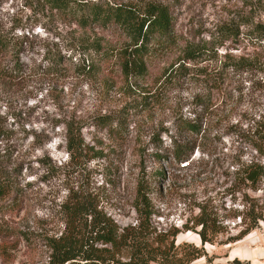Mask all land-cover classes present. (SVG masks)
<instances>
[{
	"label": "rangeland",
	"instance_id": "1",
	"mask_svg": "<svg viewBox=\"0 0 264 264\" xmlns=\"http://www.w3.org/2000/svg\"><path fill=\"white\" fill-rule=\"evenodd\" d=\"M110 1L158 4L174 17L176 44L155 48L143 74L123 76L119 52L128 40L117 30L81 28L35 0H0V31L10 49L22 41L27 46L18 56L5 51L0 62L12 66L18 58L28 65L26 79H0V123L7 130L0 142V184L9 177L0 194V243L7 242L12 257L4 263L0 255V264H47V239L63 229L59 204L71 189L91 197L121 227L136 224V207L149 201L152 230H179L175 243L201 245L185 225L193 224L205 204L227 233L214 244L205 243L207 258L190 264L207 259L228 264L234 258L264 264V224L225 242L240 230L238 220L227 219L230 208H240L239 194L235 203L226 196L227 174L240 157L254 154L241 132L264 103V0ZM232 18H240L239 39L226 40L217 60L198 64L208 65L214 82L205 84L193 71L196 64L173 70L183 45L208 40ZM94 40L112 47L115 55L96 63L99 71L87 73L81 67V44ZM50 49L64 55L57 76L34 67ZM225 52L236 65L224 70ZM196 95H206L207 105ZM103 115L112 117V127L97 123ZM68 117L81 125L84 142L73 158L67 155L62 126ZM190 119L200 122V133L181 128ZM176 144L193 147V155L177 162Z\"/></svg>",
	"mask_w": 264,
	"mask_h": 264
},
{
	"label": "trees",
	"instance_id": "2",
	"mask_svg": "<svg viewBox=\"0 0 264 264\" xmlns=\"http://www.w3.org/2000/svg\"><path fill=\"white\" fill-rule=\"evenodd\" d=\"M41 8L55 11L73 20L81 28L91 27L100 30H117L128 41L121 48L120 69L123 76L131 72L143 74L145 59L157 48H168L176 44L174 36V17L167 7L158 4H147L139 7L134 3H116L110 0H35ZM240 18H232L221 24L209 35L208 40L187 42L180 51L177 70L185 68L186 63L196 64L194 73L206 84L214 82L215 73H210L208 65L198 64L207 60H217V50L226 40L236 41L240 36ZM25 37V36H24ZM28 39V38H26ZM23 41L18 48L10 49V40L0 31V56L7 50L18 56L27 50ZM14 46V44H13ZM81 67L86 72L99 71L100 63L108 62L115 53L113 48L103 45L99 40L92 43H82ZM47 57L34 67L42 75L57 76L60 64L64 58L59 51L48 50ZM222 68L228 69L236 63H229V54ZM27 68L15 59L12 66L0 62V79H26ZM195 100L207 105L206 95H196ZM65 149L67 155L73 158L80 153L84 145L82 127L77 121L68 117L63 120ZM98 124L113 126L110 115L98 117ZM181 128L191 133H200V122L194 119L184 121ZM7 130L0 123V142L6 136ZM242 141L248 145L254 154L249 159H242L238 166L227 174L228 185L226 196L235 203L240 196V208H230L228 220H238L240 230L235 235H227L225 242H234L264 224V103L263 108L248 118L246 129L241 132ZM40 145V144H39ZM174 154L177 162L188 160L193 155V147L176 144ZM2 157V156H1ZM9 177L2 178L0 194L5 192ZM143 207H136L139 219L136 224L121 227L108 216L91 197L83 195L78 189H71L67 198L59 204L62 215L63 229L58 235L48 238L49 256L47 264H190L200 257L207 258L205 243L214 244L221 236H226V228L207 205H201L199 213L194 217L193 224L185 225L187 230L195 231L201 245L182 241L175 243L179 230L161 234L152 230L149 220L152 217L150 202H141ZM145 205V206H144ZM0 255L4 263L10 262L7 242L0 243ZM76 262V263H75ZM206 264H214L207 259ZM228 264H249L239 258H234Z\"/></svg>",
	"mask_w": 264,
	"mask_h": 264
}]
</instances>
